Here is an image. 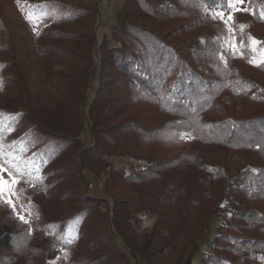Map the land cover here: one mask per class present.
Listing matches in <instances>:
<instances>
[{"label": "trees", "instance_id": "1", "mask_svg": "<svg viewBox=\"0 0 264 264\" xmlns=\"http://www.w3.org/2000/svg\"><path fill=\"white\" fill-rule=\"evenodd\" d=\"M101 2L0 8V264H264V0Z\"/></svg>", "mask_w": 264, "mask_h": 264}, {"label": "rangeland", "instance_id": "2", "mask_svg": "<svg viewBox=\"0 0 264 264\" xmlns=\"http://www.w3.org/2000/svg\"><path fill=\"white\" fill-rule=\"evenodd\" d=\"M248 0H244V3H234L233 6L231 7V10H229L228 12L224 13L223 16L226 18L227 21H229L228 23L231 22V19H229V17L232 18V13L231 11H238V10H242L243 8L246 7ZM123 0H102L101 4V25L98 29V39H101L103 37V35L109 31V29L112 27V25H114L115 23H117L121 18H122V13H121V6H122ZM16 5H14L13 0H0V8H2L6 13V16H8L9 18L12 19V21L15 20L16 24L18 26H20V28H22V32L21 34L25 36V34L23 33V30H28L29 33V29L31 26V22H32V15H30L29 13H24L20 12L18 14V12L15 9ZM255 41V40H254ZM253 41L252 43V47L258 52V54H262L263 50H264V43L259 42V43H255ZM24 42V41H22ZM26 42H24L25 44ZM117 161H122L125 163H129V164H135L136 161L129 159V158H114ZM4 178L11 180L14 177L12 175H10L7 171H5L3 173ZM90 183H92V186H90ZM15 184H10L8 189H5L4 191V195L3 197L7 200H11L12 203L15 205V207L18 209V212L22 213V209L19 205V201L16 197L15 194ZM89 189L91 191V193L94 196H99L101 198H105L108 202V205L110 207L113 206V202L110 196L106 195L103 192V184L101 181L95 180L93 178H90L89 181ZM154 221V215L153 214H142L139 221L136 224V227L138 229V232L140 234H142L148 227H150L152 225ZM215 227V224H213V229ZM212 229L211 232L208 233L207 235V239H206V243L203 246L202 251H200L199 253H197V255L194 257L193 260V264H200L201 263V258L203 256H207L211 251H212V244H213V238L215 236V231ZM121 243V242H120ZM122 246H124L121 243ZM67 264H72L71 262H67ZM176 264V263H173Z\"/></svg>", "mask_w": 264, "mask_h": 264}, {"label": "snow or ice", "instance_id": "3", "mask_svg": "<svg viewBox=\"0 0 264 264\" xmlns=\"http://www.w3.org/2000/svg\"><path fill=\"white\" fill-rule=\"evenodd\" d=\"M234 3H244V0H229V7H232ZM222 16V13L220 14ZM229 19H231V17H229ZM254 41V38H250ZM255 43H259L258 41H254ZM7 171L2 164H0V197H2L4 195V191L5 189L9 188L10 184H16L18 183V180H16L15 178L8 180L4 178L3 173ZM11 175V174H10ZM7 203H9V205H12V201L8 200ZM14 207V205H12ZM21 220L24 219V217H20Z\"/></svg>", "mask_w": 264, "mask_h": 264}, {"label": "built area", "instance_id": "4", "mask_svg": "<svg viewBox=\"0 0 264 264\" xmlns=\"http://www.w3.org/2000/svg\"><path fill=\"white\" fill-rule=\"evenodd\" d=\"M90 186H92V183H90Z\"/></svg>", "mask_w": 264, "mask_h": 264}]
</instances>
